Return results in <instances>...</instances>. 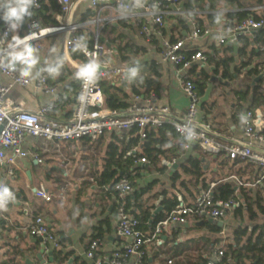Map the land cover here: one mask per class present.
<instances>
[{
  "label": "crops",
  "instance_id": "0c3cea01",
  "mask_svg": "<svg viewBox=\"0 0 264 264\" xmlns=\"http://www.w3.org/2000/svg\"><path fill=\"white\" fill-rule=\"evenodd\" d=\"M243 1L246 3L245 9L258 5L252 0ZM223 4L224 0H221L218 9L212 12L225 14L228 11L241 9L238 5L224 8ZM196 12H200L198 15L201 17L207 14L202 10H196ZM257 13L260 14V12ZM89 14L92 15V18L94 17L89 1L79 2L75 9L76 19L89 21L92 19L88 17ZM103 15L108 16L109 12L104 11ZM113 15V20L104 21L102 24V38L109 47V59L113 65L126 68L131 67L134 63L145 66L147 61L157 60L159 73L155 74H157L156 78L159 84L153 89L158 94L156 101L158 106H166L169 109L165 123L173 124L181 121L189 106V98L181 87L179 76L188 72L195 80L203 82L202 78L206 73L208 79L205 81V90L201 96V118L211 123L218 139L222 142L244 139L243 116L245 111L254 104L255 86L258 85V91L264 94V53L255 47L251 39L245 55L238 53L239 49L244 46L240 40L220 45L217 42L216 34L200 39L195 43L200 45L203 51L210 50L211 46L215 44L218 50L217 61L232 58L229 66L225 67L224 64H221L215 71L214 64L199 61L189 69H181L178 65L160 60L158 50L152 48L140 36L138 25L133 18ZM171 17L165 18V26L169 32L172 31L176 35L179 32L185 33L181 32L182 28H176V20ZM224 23L227 24V21ZM93 28L94 25L90 24L85 35L90 34L89 30ZM25 30V26L21 22L13 29L11 38L15 40L22 38L21 35L25 33ZM62 41V35L56 33L18 46L10 51L12 53L25 45L35 49L34 55L38 57V62L31 69V74L28 77L35 81L38 76L45 74L49 83L57 85L56 96L37 90L32 85L27 87L15 85L8 91L7 98L20 104L23 108L31 110H37L55 97L74 98L75 94L67 90V87L80 79L79 72L68 62ZM232 44L234 50L231 51L228 48ZM127 45L133 47L130 52H127L130 56L138 48L141 51L139 56L130 61L133 63L131 66L128 65L130 62L124 65L120 60L119 48ZM138 60L140 63H137ZM19 67L22 69L23 65H19ZM253 70H258V73H251ZM136 71H141V68H136ZM260 75L262 78L256 80ZM113 80L118 82L117 77ZM9 82L8 77L3 79V83L6 85ZM247 90H250L249 100L241 102L237 92ZM254 109L264 117V98H259L255 102ZM72 110L73 104L61 101L60 106L52 111L51 116L64 120L71 116ZM111 134L105 133L94 141H69L60 144L28 137L24 147L35 152L42 161L39 162L34 156H27L17 158L16 164L11 167L0 165V187H7L10 190L12 193L10 200L13 202L12 206L5 205L4 209H0V264H41L37 254L41 249L42 242L39 238L31 236L26 230L28 224L37 214L46 218L50 230L58 236L61 244V248L57 250L46 248L43 254V258L46 260L45 264H81L83 261L88 264H96L94 260L87 258L84 252L89 241L100 231L103 233V237H101L103 247L97 255L108 256L120 246L123 239L117 234L114 198L101 188L97 179V175L105 169L108 163V145L113 142ZM166 135L167 142L162 147L165 154L161 156L160 162L155 165L138 164L140 169V175L136 179L138 187H134L132 192L133 194L136 189L140 190L142 187L152 184V188L137 202L143 208H150L152 218H154V210L162 205V196L159 195L162 190L168 189L175 192L182 203L191 204L202 188L201 182L196 183L193 177L183 175L181 180L185 181L187 187H181L180 180L176 182L178 190L173 189L174 182L171 176L175 170H180L182 160L190 154H197L194 150L197 144H193L189 150L182 152V160L179 158L177 161L173 158V154L175 147L177 149L180 143V136L179 134L173 136L169 131ZM115 142L120 146V149L127 144L119 139H116ZM135 152H143L142 144ZM170 158L172 161L175 159L178 164L175 169H173V165L170 166L172 162L169 160ZM202 161L206 168L205 176L210 184L216 183L218 186L223 182H232L235 185V190H239V192L238 182L233 176L241 180L242 178H254L259 173L257 168L255 170L243 169L241 174L232 172L230 159L226 165H221L219 161H216L215 156L210 154H207V157H202ZM163 166L167 168L162 172L159 168ZM10 169L13 170V175L9 174ZM229 171L231 174L228 176ZM225 175L227 176L223 178ZM86 176L94 177L98 183L94 184L88 181ZM41 186L53 195L52 200L46 201L37 196L36 191ZM257 190L250 188L253 196L256 195L255 191ZM132 194L130 196L133 200L134 195ZM158 201H160L159 204ZM132 210L140 212L137 207H132ZM228 213L221 220L222 226L212 222L222 227L221 233L212 231L207 226V223H211L208 220L201 224V221L191 219L188 224L173 225L164 233L159 245L148 244L146 246L149 258V261L146 260V264H168V259L173 260L172 264H196L202 258H207L217 240L222 238L223 243L231 239L233 231L237 227H233L234 221L239 220V225L241 224V217L235 214V209ZM243 218V220L249 221L246 208ZM263 218L264 215H260V219ZM247 225L252 227L249 223ZM51 251L53 252V262H50L49 252ZM58 251L61 252L56 254Z\"/></svg>",
  "mask_w": 264,
  "mask_h": 264
},
{
  "label": "built area",
  "instance_id": "2783aa9c",
  "mask_svg": "<svg viewBox=\"0 0 264 264\" xmlns=\"http://www.w3.org/2000/svg\"><path fill=\"white\" fill-rule=\"evenodd\" d=\"M62 6V13L56 16L58 24L45 26L39 19H31L26 22L25 34L19 40L23 43L16 44L10 38L13 32L10 22L2 17V5L0 0V124L4 127L0 133V165L13 166L17 158L34 156L39 162L42 161L31 149H26L24 144L28 137L43 139L45 141L60 144L69 141H81L89 138L94 141L105 133L123 134L134 128L137 129L140 141L133 147L129 154L136 155V149L140 148L147 138L150 130L162 126L166 121L169 109L166 106H158V94L156 90L149 93L133 94L129 104L124 109H111L106 106L105 95L100 80L118 78V81L127 77L128 69L125 66L113 65L109 59V47L102 38L103 22L113 20V14L122 18H133L138 25L139 34L144 41L158 50L154 44V38L160 39V60L171 62L189 69L195 62H208L209 56L201 49L191 55L187 54V45L200 39L208 38L216 34L220 45L227 42H236L242 36H247L253 41L255 47L264 53V40L259 38V30L264 29V5L258 4L247 8L260 12V17L248 16L242 22H237L233 27L220 26L207 27L205 29L196 21V10H187L182 5V0H87L92 7L94 17L91 20H77L75 9L83 0H58ZM11 4H14L12 0ZM42 6V0H35L30 12H35ZM109 12L108 16L103 15ZM204 13L212 12L202 10ZM187 18L192 30L184 38L172 41L170 35H164L165 18ZM25 19V18H24ZM90 34H86L89 25ZM60 33L62 44L68 62L78 70L84 65H102L104 70L96 69L94 75L88 79L80 78V86L75 96V103L71 116L59 120L51 116L52 111L61 104V98L55 97L48 103L40 106L37 110L26 109L7 98V93L12 86H34L37 90L56 96L58 87L51 84L45 74L37 77L35 81L29 77L21 76V68L10 70L9 53L16 47L29 44L48 35ZM15 47V48H16ZM77 52L82 58L73 57ZM8 77L9 84H4L3 79ZM195 79L188 72L179 76L181 87L189 98V106L184 118L174 122V128L180 136L179 146L182 151L189 150L193 144H197L203 152L210 155L224 153L232 160L240 159L256 165L260 172L252 182H244L233 176L239 186L264 187V117L256 109H247L244 113V139L233 142H222L218 139L213 126L204 118H201V96L199 95ZM176 163L174 159L170 166ZM136 164H152L146 156L136 159ZM9 174L13 175L12 169ZM138 172L132 169L131 175L137 176ZM86 179L94 184V177L86 176ZM237 187V188H238ZM109 192L115 202V214L117 218V234L123 239L120 246L112 254L104 257L97 255L103 247L101 237H93L87 244L84 252L87 258L94 260L96 264H146L148 257L146 246L148 244L159 245L164 233L177 224H188L191 219L195 221H207L214 219L222 220L227 213L244 204V198L238 190L224 199L215 195L216 183L202 189L191 204L181 203L170 211L167 216L154 224L150 232H144L139 228L140 220L128 208V197L134 191L132 180L129 176H122L113 185H101ZM38 197L50 201L53 195L45 187L36 191ZM27 232L37 237L45 244L46 248L57 250L61 248L58 236L49 228L46 218L37 214L26 227ZM224 250L215 252L206 264H220ZM168 259L167 263L172 264Z\"/></svg>",
  "mask_w": 264,
  "mask_h": 264
},
{
  "label": "trees",
  "instance_id": "16d2710c",
  "mask_svg": "<svg viewBox=\"0 0 264 264\" xmlns=\"http://www.w3.org/2000/svg\"><path fill=\"white\" fill-rule=\"evenodd\" d=\"M221 0H182V5L187 10H209L213 11L218 9L220 6ZM256 4H262L264 0H252ZM12 0H2V11L5 12L6 7L11 5ZM238 5L241 9L237 11H228L225 14L217 13V12H208L205 16H196V21L202 26L203 29L207 27L213 26H221L224 28L233 27L237 22H242L245 18L250 15L255 17H260V15L248 9H245L246 3L243 0H224V4L222 7L229 8L231 6ZM31 16H25V19L22 21L23 26L26 29V22L31 19H39L45 26H52L58 24V20L56 18L57 14L62 13V6L58 0H42V6L40 9L35 12H31ZM89 18H92V15L89 14ZM3 18V17H2ZM2 18L0 19V26L2 24ZM176 20V28H182L179 34H174L172 31L169 32L167 27L163 28L164 35H170V39L172 41H176L178 39L184 38L192 30V25L187 18L184 17H171ZM166 21V20H165ZM227 21V24L224 23ZM25 34V33H24ZM22 33L21 37L24 36ZM260 40H264V29L259 30L258 32ZM11 42H15L16 40L10 38ZM240 41L244 43V46L239 49L238 53L240 55H245L247 53L248 46L250 45V38L247 36H242ZM154 44L158 45V51L161 50L159 47L160 39L155 36ZM233 44L229 46V50H234ZM132 46H124L119 48V52L121 54L120 60L125 65L128 62L133 61L134 57L140 55L141 51L139 48L132 52V56L128 55L127 52H130ZM187 54L191 55L199 50H201V46L197 43H189L187 45ZM146 51L145 49H143ZM218 50L215 44L211 46L210 50L204 51L209 56L208 64L215 65V71L218 70L219 65L224 64L225 67L229 66L232 58L226 60L216 59V54ZM75 58H82L77 52L72 53ZM157 60L147 61L145 66L133 64L131 67H128L127 77L119 80L118 82H114L113 79L104 78L100 80L102 90L105 95L106 106L111 109H124L128 106L129 101L133 94H143L149 93L154 90L153 87H156L159 83L156 78L155 73H159L158 68L159 65L156 64ZM144 67V69H142ZM136 68H141V71H136ZM135 73V75H133ZM226 73V71H225ZM251 73H258V70H253ZM208 79V75L205 73V76L202 78L203 82L199 80H194L197 86L199 95L202 96L205 90V81ZM80 86V79L72 82L67 90L73 92L76 96L78 89ZM259 90L258 85L255 86L254 89V104H252L249 109L255 107V102L259 100V98H264V94H262ZM239 95V100L241 102H247L250 96V90L247 91H239L237 92ZM75 96L73 99H64L62 98V102H69L71 104L75 103ZM170 132L171 135L176 136L178 133L176 132L174 125L170 123H164L162 126L152 129L148 133V138L142 143V153L129 154V152L135 147L139 141V134L137 129L134 128L129 132H124L121 135L116 133H112L111 138L112 141L108 145V163L106 164L105 169L97 175V179L100 185H113L119 181V179L126 175L129 176L132 180L133 186L138 187V182L136 181L137 177L140 175L138 164H136V159L141 156L148 157L152 164H157L161 160V156L164 153L162 147L167 142V132ZM116 139H119L121 142L125 141L127 144L120 149L119 145L115 142ZM85 142L90 141L89 138L83 139ZM178 145V148L175 147V152L173 158L182 160V150ZM194 150L197 152L196 155L190 154L188 155L182 162L180 163V170L177 169L174 171L171 176L174 185L173 189H177L176 182L180 181L183 175L193 177L196 183L201 182V189H207L210 183L206 178V168L205 164L202 161V157L206 156L207 153L203 152L202 149L195 145ZM177 151V152H176ZM209 155V154H208ZM224 153H220L215 156L216 161H219V164L226 165L230 158H225ZM169 160L172 161V158ZM180 160V161H181ZM231 169L232 172L241 174V170L250 169V170H259L260 169L247 161H243L240 159L232 160ZM159 168V167H158ZM167 167L163 166L159 168V170L164 171ZM135 169L138 174L137 176H132L131 171ZM229 171L228 176L231 174ZM227 175L223 176L225 178ZM258 177V173L254 178H242L241 180L244 182H252ZM181 187H187V184L184 180H181ZM152 188V184L142 187L140 190H135L132 194L134 195V199L132 200V196L128 197V208L132 213H134L138 219L140 220L139 228L144 232H150L159 220L165 218L167 214L175 209L182 202L178 199V196L175 192H171L168 189H164L159 192V195L162 196V205L164 206L163 211L158 213L154 218H152V213L150 208H143V206L138 205V199L142 197L145 193H147ZM250 188L247 186H239L240 194L244 198V204L241 207L235 209V214L241 217V220L244 221V210L247 209L248 219L251 222H255V224L250 227L249 225L240 224L238 225L232 234L231 239L222 243V238L215 242L213 249L210 252V255L207 258H202L200 262L196 264H206L215 252L220 249L224 250V255L222 262L220 264H264V218L260 221V215H264V187H256L258 189L256 195L253 196L250 192ZM200 189V191H201ZM199 191V193H200ZM235 185L232 182H223L220 183L215 188V195L221 198H228L231 194L235 193ZM239 191V190H238ZM132 207H137L140 212L132 210ZM258 210V211H257ZM152 221V223H150ZM207 226L214 232L221 233L222 227L217 224L207 223ZM94 237H103L102 231H100ZM58 251L56 254L60 253ZM57 256V255H56ZM148 258V257H147ZM146 260L149 261V258ZM81 264H88L86 261L81 262Z\"/></svg>",
  "mask_w": 264,
  "mask_h": 264
},
{
  "label": "clouds",
  "instance_id": "9594fccd",
  "mask_svg": "<svg viewBox=\"0 0 264 264\" xmlns=\"http://www.w3.org/2000/svg\"><path fill=\"white\" fill-rule=\"evenodd\" d=\"M35 0H14V4L6 7L3 19L6 22H10L12 28H16L25 18V16H31L30 8L34 5ZM23 43V41L17 39L16 44ZM15 49V45L12 46ZM35 49L29 45L14 50L9 54L10 70L15 71L16 66L23 65L21 70V76L28 77L31 74V69L37 64L38 57L34 55ZM98 65L88 64L84 65L80 70V78L88 79L94 75ZM135 75V73H133ZM12 196V193L7 187H0V209H4L8 199Z\"/></svg>",
  "mask_w": 264,
  "mask_h": 264
},
{
  "label": "water",
  "instance_id": "95a60500",
  "mask_svg": "<svg viewBox=\"0 0 264 264\" xmlns=\"http://www.w3.org/2000/svg\"><path fill=\"white\" fill-rule=\"evenodd\" d=\"M137 63H140V61L138 60ZM133 63L130 62L128 65L131 66ZM105 69V66H102V65H98L97 67V70L98 71H101V70H104ZM262 78V75H260L256 80H260ZM4 125L3 124H0V133L3 129ZM176 167H178V164L177 163H174L173 164V169H175ZM12 201L10 200V198L8 199L7 203H6V206L10 207L12 206ZM160 203V201H158V204ZM161 211H163V206L162 205H159L153 212V217H155L158 213H160ZM205 221H201L200 223H204ZM208 222H215L217 223L218 225L222 226L223 222L221 220L219 221H216L214 219H209ZM152 223V222H151ZM45 252V244H41V249L40 251L38 252L37 254V257L39 258L41 264H45L46 263V260L43 258V254ZM52 254L53 252H49V255H50V262H53V257H52Z\"/></svg>",
  "mask_w": 264,
  "mask_h": 264
},
{
  "label": "rangeland",
  "instance_id": "374dc122",
  "mask_svg": "<svg viewBox=\"0 0 264 264\" xmlns=\"http://www.w3.org/2000/svg\"><path fill=\"white\" fill-rule=\"evenodd\" d=\"M231 212H233V209L232 210H230V212L229 213H231ZM228 213V214H229ZM262 219H260V221H261ZM236 222V223H235ZM239 220H236V221H234V224H233V227L235 228L236 226H238L239 225ZM247 223H249L251 226H253L254 224H255V222H250V221H247V220H244V221H241V224H244V225H247ZM233 227H232V229H233ZM232 231V230H231Z\"/></svg>",
  "mask_w": 264,
  "mask_h": 264
}]
</instances>
